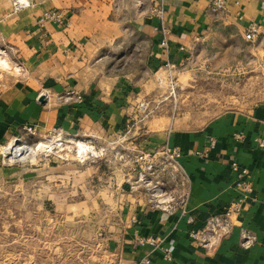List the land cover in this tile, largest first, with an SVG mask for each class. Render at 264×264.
Segmentation results:
<instances>
[{"label": "crops", "instance_id": "0c3cea01", "mask_svg": "<svg viewBox=\"0 0 264 264\" xmlns=\"http://www.w3.org/2000/svg\"><path fill=\"white\" fill-rule=\"evenodd\" d=\"M33 1L31 8L12 13L11 2L0 0V46L5 44L6 50L26 61L24 79L0 93V144L23 127L54 124L48 120L55 114L45 111L36 99L55 82L80 87L84 101L95 103L99 115L120 120L134 103L129 92L138 69L128 65L114 71L111 59L124 58L129 64L140 57L144 59L140 70L150 72L166 63L179 66L199 45L230 50L233 40H243L249 23L259 27L264 40V0H224L223 14L211 13L208 0ZM153 6H161V18L151 14ZM49 9L65 13L71 24L68 29L35 26L37 17ZM134 9L135 25L131 19L130 29L122 30L121 14L131 15ZM163 38L165 50L160 44ZM0 65L5 66L1 57ZM86 107L90 106L80 111ZM147 137L140 143L146 150L164 143L178 147L183 177L171 202L138 203L133 208L127 229L113 243L116 263L141 264L147 258L149 264H264V145L260 146L264 144V103L250 111L226 112L198 129L162 130ZM232 163L246 171L244 179L252 192L240 212L230 216L226 229L211 234L201 246L189 238V231H202L210 218L221 217L228 203L240 195ZM181 195L186 196V215L180 213ZM136 234L162 239L172 250L171 261L164 259L159 248L136 246Z\"/></svg>", "mask_w": 264, "mask_h": 264}, {"label": "rangeland", "instance_id": "374dc122", "mask_svg": "<svg viewBox=\"0 0 264 264\" xmlns=\"http://www.w3.org/2000/svg\"><path fill=\"white\" fill-rule=\"evenodd\" d=\"M9 1L12 13L22 10L14 11ZM49 10L61 13L60 24L38 23ZM49 10L37 17L35 26L68 29L65 13ZM135 12L121 14L122 30L130 29L131 19L135 25ZM260 37L254 43L233 40L230 50L199 45L182 65L168 69L164 64L154 72L140 70V57L129 64L124 58L111 59L114 71L128 65L138 69L129 92L134 103L117 122L99 115L96 104H87L76 85L55 82L42 92L36 101L55 114L48 120L54 124H32V134L18 129L0 144V264H117L113 243L127 229L133 208L138 203H169L183 177L177 146L164 143L146 150L140 143L152 132L198 129L226 112L250 111L264 103ZM4 45L0 93L24 79L26 71V61ZM143 102L151 110L146 118L139 107ZM12 141L21 149L18 155L3 152ZM173 149L179 152L174 160L168 153ZM139 156L150 161L138 162Z\"/></svg>", "mask_w": 264, "mask_h": 264}, {"label": "built area", "instance_id": "2783aa9c", "mask_svg": "<svg viewBox=\"0 0 264 264\" xmlns=\"http://www.w3.org/2000/svg\"><path fill=\"white\" fill-rule=\"evenodd\" d=\"M13 10L17 11L20 9L30 8L32 6V0H12ZM208 9L213 14H223L226 12L227 5L224 0H208ZM151 14H153L156 17H162L163 11L161 6H153L150 10ZM238 18L241 20L242 17L238 16ZM45 22H53L54 24H60L62 22V15L59 12L49 10L45 12L38 20V23L40 25H43ZM163 33L165 31L163 30ZM259 27L254 23H249L245 27L244 34H243V40L247 43H254L258 37H259ZM161 46L165 50L167 49V41L163 38L161 41ZM165 67L168 69L176 68V65L174 64H165ZM140 112L144 114V118L149 116L151 113V110L148 108V104L143 102L140 103ZM23 130H25L27 133L32 134V128L31 127H23ZM239 140L242 139V137L237 136ZM264 144L260 142V146H263ZM177 150H168L169 157L171 159H175V157L179 156V152ZM175 156V157H174ZM138 162L141 161V163L145 164L146 162H149L146 158V156H139ZM177 166V162L174 161V164L172 165L173 168ZM179 167V166H178ZM231 170L236 175V188L240 191V195L235 197L233 200H231L228 205L226 206L223 214L221 217H212L208 220L206 223V227L202 231H196V230H190L189 231V238L193 241H196L201 246L206 243L207 238L211 234H216L218 230H225L227 222L232 215H236L240 212L241 206L247 196H249L252 192L251 184L244 179L245 170L239 169L238 165L236 163L231 164ZM170 201H172V198H170ZM169 201V202H170ZM255 201V199H253ZM179 205H180V213L181 215H186V196L181 195L179 197ZM186 222L188 224L191 223V218L188 217ZM245 237V236H244ZM134 244L136 246H151L153 248H159L163 255L164 259L167 261H171L172 259V250L169 246L163 245V240L157 237H144L140 236L138 234L135 235L134 238ZM246 245V244H244ZM141 264H149V260L147 258L143 259Z\"/></svg>", "mask_w": 264, "mask_h": 264}, {"label": "bare ground", "instance_id": "6f19581e", "mask_svg": "<svg viewBox=\"0 0 264 264\" xmlns=\"http://www.w3.org/2000/svg\"><path fill=\"white\" fill-rule=\"evenodd\" d=\"M15 142H17V141H13V143H15ZM17 144H18V143H17ZM10 151H12V153H15V154L18 155V154L21 152V149H20L19 146L14 145V146L9 147V148L7 149V154H10ZM15 154H14V155H15Z\"/></svg>", "mask_w": 264, "mask_h": 264}]
</instances>
